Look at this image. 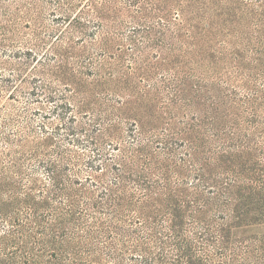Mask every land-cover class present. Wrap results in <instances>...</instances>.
Segmentation results:
<instances>
[{"label":"trees","instance_id":"16d2710c","mask_svg":"<svg viewBox=\"0 0 264 264\" xmlns=\"http://www.w3.org/2000/svg\"><path fill=\"white\" fill-rule=\"evenodd\" d=\"M39 1L0 0V264H264V0H42L127 45L141 88L113 123L65 79Z\"/></svg>","mask_w":264,"mask_h":264},{"label":"rangeland","instance_id":"374dc122","mask_svg":"<svg viewBox=\"0 0 264 264\" xmlns=\"http://www.w3.org/2000/svg\"><path fill=\"white\" fill-rule=\"evenodd\" d=\"M77 2L79 1L77 0L76 3ZM3 6L9 7V9L13 7V5H10V2L3 4ZM51 6L50 4L42 3V0H40L36 6L35 17H37L38 21L50 27V29L59 28V30L62 29L67 32L65 33L64 40L61 41L62 43L57 45L59 51L66 59L64 63L65 69L63 70L66 73L64 76L66 77L65 79L75 84V90L85 102L86 110L88 109L87 111L95 115V118L99 121L102 119L105 123L108 121H112L113 123L115 116L118 114L117 109L119 107L117 105L118 99H115L117 97L116 95L118 94L122 97L128 94L134 95L135 90L137 91L141 88V85L138 84L139 73L137 71L135 74L130 73L127 69V62L130 54L127 45L120 42L121 38L115 40L110 34H103L99 27H97L98 20L94 16L83 14V12H79L80 14L78 15V17H80L79 25L74 24L66 29L65 25L61 26V23H59L60 27H57V19H55L52 14L58 16V12H53ZM83 6L84 2L80 1L76 4L73 12L78 13V11H82V9H84ZM205 12L206 13H202L205 17L213 15L211 5L206 7ZM23 31L27 32L29 29H24ZM206 33L207 28H203L200 25L198 36H201L202 40L199 39V37L195 40V44L198 43L194 47V50L195 48L206 47V41L203 37ZM84 34L85 36L83 37ZM53 40L54 39L51 40V43ZM119 44H122L123 49L119 48ZM146 52L147 49H142V54L151 61V55H146ZM51 65L53 66V63ZM156 66H158V64H156ZM187 66L193 69L194 72H197V74L202 73L207 75L209 72L208 59L199 60L197 63L191 62ZM67 68H73L74 72L70 73ZM53 71L57 70L51 69V72ZM117 71H124L128 74L125 78L126 85H124V89H121V86L120 88L115 87L111 82L105 84L106 77L110 73H115ZM84 72H91V74L84 75ZM184 110L183 108H178L176 111L184 112ZM261 229L264 230V226L261 227Z\"/></svg>","mask_w":264,"mask_h":264}]
</instances>
